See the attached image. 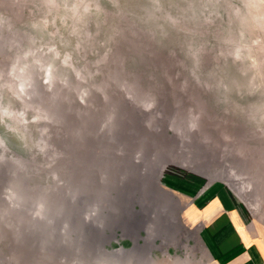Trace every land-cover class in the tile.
I'll use <instances>...</instances> for the list:
<instances>
[{
  "label": "rangeland",
  "instance_id": "obj_1",
  "mask_svg": "<svg viewBox=\"0 0 264 264\" xmlns=\"http://www.w3.org/2000/svg\"><path fill=\"white\" fill-rule=\"evenodd\" d=\"M170 175L264 251V0H0V264H228Z\"/></svg>",
  "mask_w": 264,
  "mask_h": 264
},
{
  "label": "crops",
  "instance_id": "obj_2",
  "mask_svg": "<svg viewBox=\"0 0 264 264\" xmlns=\"http://www.w3.org/2000/svg\"><path fill=\"white\" fill-rule=\"evenodd\" d=\"M193 179L181 182L177 176L170 175L168 184L178 186L186 194H194V199H197L200 208H194L203 223L198 232L202 243L223 263L264 264V251L247 230L248 217L238 198L230 194L222 183L210 184V188L200 196L204 180L199 177Z\"/></svg>",
  "mask_w": 264,
  "mask_h": 264
},
{
  "label": "trees",
  "instance_id": "obj_3",
  "mask_svg": "<svg viewBox=\"0 0 264 264\" xmlns=\"http://www.w3.org/2000/svg\"><path fill=\"white\" fill-rule=\"evenodd\" d=\"M139 175H141V174H139V171H138V174H136V176H139ZM133 179H134V178H133ZM135 185H136V186H135ZM133 188H134L135 190L141 188V185L138 184V182L136 181V179H135V181H134L133 184L130 183V184L127 186V189H129V190H132ZM135 195H136V194H135ZM135 195H134V196H135ZM134 196H133V197H134ZM133 197H132V198H133ZM138 197H139V196H136V198H138ZM125 198H126V197H125ZM130 199H131V197H130ZM137 200H138V199H137ZM136 205H139V204L137 203ZM127 215H128V211L126 212V216H127Z\"/></svg>",
  "mask_w": 264,
  "mask_h": 264
}]
</instances>
